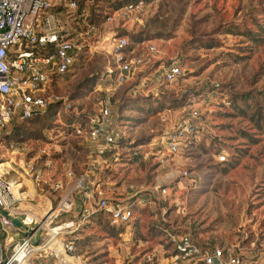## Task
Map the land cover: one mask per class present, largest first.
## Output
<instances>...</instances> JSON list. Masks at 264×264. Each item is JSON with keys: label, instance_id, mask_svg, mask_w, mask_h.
<instances>
[{"label": "rangeland", "instance_id": "1", "mask_svg": "<svg viewBox=\"0 0 264 264\" xmlns=\"http://www.w3.org/2000/svg\"><path fill=\"white\" fill-rule=\"evenodd\" d=\"M120 1H97L111 19L89 29L83 43L94 46L100 39L126 34L134 45L128 33H139L144 44L150 41L157 47V56L115 89L103 74L113 55L83 57L46 90L69 99V111L54 106L0 129L1 154L10 164L4 170L13 176L11 168L22 161H32L39 169L40 190L26 201L33 209L47 205L53 194L71 190L80 179L101 196L118 200H127L132 189L159 186L153 203L135 211L138 223L131 225L129 240L114 236L105 217L80 228L79 253L95 264H150L145 253L168 241L164 227L250 256L251 245L239 247L244 233H264V122L258 119L259 114L264 118V0H141L134 11L118 17L113 6ZM68 16L61 18L65 27L70 26ZM176 58L183 76L160 86L166 95H156L153 89L159 86L153 75ZM184 93L193 95L185 108L199 111L198 127L193 144L174 154L161 137L181 122L183 110H170L164 121L146 114L157 113L169 98ZM106 95L113 104L133 99L117 121L130 142L142 137L144 143L103 155L96 145L68 132L67 118L76 123L79 115L95 113ZM100 157L105 163L95 161ZM68 170L73 172L70 177ZM184 170L187 176L180 175ZM56 181L62 189L53 192L49 185ZM26 184L33 191L30 179ZM50 261L34 258L32 264Z\"/></svg>", "mask_w": 264, "mask_h": 264}, {"label": "built area", "instance_id": "2", "mask_svg": "<svg viewBox=\"0 0 264 264\" xmlns=\"http://www.w3.org/2000/svg\"><path fill=\"white\" fill-rule=\"evenodd\" d=\"M140 1L115 9L113 13L118 17L128 15L139 7ZM92 2L85 1L86 5ZM76 8V0H0V129L12 120H27L51 106L69 111V99L47 94L46 90L57 77L69 73L83 57H103L105 52L111 53L114 57L112 65L106 66L103 74L112 79L111 86L115 89L157 56L159 50L153 43L144 44L145 40H142L132 45L126 34L115 35L109 41L103 38L96 45L86 47L83 35L100 25H89L87 12L82 9L80 15L87 29L73 32L70 26L65 27L63 16L69 15L70 22L74 21ZM104 14L105 20L111 19L109 13ZM183 74L178 58L162 64L153 75L159 86L153 92L156 95L162 93L161 85L174 83ZM123 101L120 98L113 104L109 96L101 98L95 113L87 114L83 123H72L71 133L96 145L103 155H113L117 147H132L135 141L132 143L124 136L117 121L119 114L126 110H118ZM185 107L181 108L184 113L181 122L161 137L170 153L177 154L188 143L193 144L191 141L197 133L199 111ZM170 110L151 112L146 116L152 119L156 115L164 121ZM1 147L2 143L0 264H32L34 258L51 259L53 264H95L79 253L77 232L80 228L91 223L93 214L101 212L111 225L121 229L118 234L129 237V240L133 234L131 225L137 220L135 211L152 204L156 198L154 190L159 189L157 185L132 189L127 200H118L101 196V191L92 190L80 179L71 190L53 194L52 200H47L48 206L44 204L33 209L26 206V201L34 199L40 190L43 179L39 169L32 161H22L17 169L11 168L14 175L10 176V171L4 170V164L7 167L10 164L8 161L4 163ZM133 155L137 156L138 151L135 150ZM218 158L225 160L224 155ZM105 160L100 157L95 161L105 163ZM179 173L188 175L185 170ZM72 174L71 170L67 171V176ZM29 179L34 184L33 191L26 184ZM49 186L56 192L62 189V182L56 181ZM166 189L162 185L161 192L165 193ZM73 209H77L75 216H69ZM9 217L18 219L20 226H14ZM161 230L167 234L168 241L159 245L157 253H145L150 264H264V233H244L239 247H252L251 255L244 258L234 247L204 243L188 232L179 233L167 227Z\"/></svg>", "mask_w": 264, "mask_h": 264}, {"label": "trees", "instance_id": "3", "mask_svg": "<svg viewBox=\"0 0 264 264\" xmlns=\"http://www.w3.org/2000/svg\"><path fill=\"white\" fill-rule=\"evenodd\" d=\"M76 1H77V8H76V13H75L76 19L69 23L70 27H71V30L73 32L74 31H82V32H84L87 29V26L82 23L83 22L82 21V16L80 15L81 12H82V9H85L86 12H87L86 20H87V23L89 25L99 26L105 20L106 15L104 14V11H102L103 7L100 8L99 5H97V1L98 0H93L92 3L87 4V5L85 3L86 0H76ZM137 1H139V0H124V2L120 1L117 5L113 6V8L114 9H119V8H121L123 6L128 5L129 3H136ZM109 7H111V6H109ZM109 7H107V8H109ZM56 8L60 9L58 7H56ZM128 34L131 37V39H132L131 41L132 42H139V41H142V40H146V39L142 38L139 35V33H128ZM159 95L162 97V96L166 95V93L162 92ZM140 96H142L144 99L151 97V96L147 97L146 95H140ZM161 97H157V98H161ZM192 97H193L192 94L184 93V94H181V95H179L177 97L169 98V101H167L168 105L166 107H163L162 109H159V110L155 111V112L163 111L164 109H171L172 110V109H178V108L185 107L187 104L190 103ZM132 101H133V99H131L130 97H126L124 99L123 103L118 105V110L120 112H122L124 109H126L128 107L127 104H129ZM51 107H54V106H51ZM51 107H49V108H51ZM38 114H40V113H38ZM38 114H35V115H38ZM35 115L30 117L29 119L33 118ZM85 117H86V115L82 114V115H79L78 119H79V121L81 123H83L84 120H85ZM258 119H259V121L262 119L263 122H264V118L261 117L260 114H259ZM73 120H74V118H72V119L71 118H67L66 119V124H67L66 127H67L68 132L72 131V123L74 122ZM259 121H257V126L261 127ZM143 140H145V138H142V137L141 138H137L135 140V142L133 143V146H137V145H140V144L144 143ZM122 142L125 143L126 140H124ZM221 163H223V162H221ZM101 217H105L104 214H102L101 212H97V213L93 214V216H92L93 220L96 219V222L98 221L99 223H101V221L99 220V219H101ZM104 222H105L106 228L111 233H113L114 236H116L121 231V229L116 228L113 225H111L107 218L104 220ZM135 222L138 223V220H136ZM78 243H80V241Z\"/></svg>", "mask_w": 264, "mask_h": 264}, {"label": "water", "instance_id": "4", "mask_svg": "<svg viewBox=\"0 0 264 264\" xmlns=\"http://www.w3.org/2000/svg\"><path fill=\"white\" fill-rule=\"evenodd\" d=\"M3 213L6 215V212H5V211H3ZM9 219H10V221L12 222V224H13L14 226H16V227H19V226H20V221H19L18 219H16V218H11V217H9Z\"/></svg>", "mask_w": 264, "mask_h": 264}, {"label": "bare ground", "instance_id": "5", "mask_svg": "<svg viewBox=\"0 0 264 264\" xmlns=\"http://www.w3.org/2000/svg\"><path fill=\"white\" fill-rule=\"evenodd\" d=\"M47 206H48V204H47Z\"/></svg>", "mask_w": 264, "mask_h": 264}, {"label": "crops", "instance_id": "6", "mask_svg": "<svg viewBox=\"0 0 264 264\" xmlns=\"http://www.w3.org/2000/svg\"><path fill=\"white\" fill-rule=\"evenodd\" d=\"M156 64V63H155ZM33 186V185H32Z\"/></svg>", "mask_w": 264, "mask_h": 264}]
</instances>
